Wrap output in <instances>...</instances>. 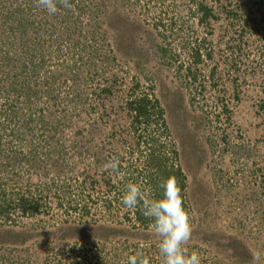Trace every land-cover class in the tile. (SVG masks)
Masks as SVG:
<instances>
[{
    "label": "rangeland",
    "instance_id": "rangeland-1",
    "mask_svg": "<svg viewBox=\"0 0 264 264\" xmlns=\"http://www.w3.org/2000/svg\"><path fill=\"white\" fill-rule=\"evenodd\" d=\"M204 1L213 12L206 24H200L198 16L189 15L191 4L187 0H71V10L61 8L55 15L36 7V0H0V30L2 14L9 9L14 14L11 27L3 32L6 39L0 45V55L16 58L7 64L0 61V109L16 98L19 117L21 105H26L23 110H35L39 105L47 112V105L54 102L84 103L88 105L84 110L89 107L92 111H88L89 116L82 111V125L93 131L85 132L83 140L72 146L75 136L69 134L70 129L65 130L60 153L45 146L46 142L25 139L19 142L23 147L21 163L13 156L18 153L13 147L18 144H11L10 151L4 141L0 179L4 176L6 183L10 181L8 187L12 190L6 200L17 202L15 195L21 189L29 202L39 204V210L27 217L15 209L5 223L0 215V228L21 231L24 239L31 237L30 242L14 249L15 254L0 247V264H73L81 260L90 249L78 229L90 235V225L114 228L112 218L129 211L117 210L115 204L109 211L103 208L106 202L121 199L125 193L126 187L119 181L127 180L126 184L135 183L143 189L142 173H149L150 185L157 187L170 176L164 172H169V167L179 170L183 177L176 181L193 229L192 238L183 246L189 255L196 252L201 264H250L255 251L264 252V33L256 36L253 27L251 33L242 30L239 21L232 18L235 12L241 17L255 16L256 25L262 29L264 11L255 13L248 0ZM19 5L27 10L24 15L17 11ZM159 22L165 27L154 25ZM171 23L176 27L173 35L183 25L209 44L212 57L195 68L200 79L196 84L208 96L212 84L209 75L213 72L218 88L226 90L227 114L218 105H189L190 87L163 65L158 47L165 45V36L166 42H171ZM19 25L23 28L19 29ZM30 31L39 32L40 42L43 40L40 48L33 45L39 39ZM239 33H243V41ZM180 41L170 46L171 54H178L186 64L187 59L179 53ZM37 48L36 55L41 56L37 58H46L51 67L37 65L30 69V64L17 60L22 53L35 54ZM49 69V73H43ZM44 75L55 78L51 95L43 87ZM101 90L109 93L97 96L95 92ZM210 91L217 95V90ZM234 94L238 100L233 99ZM128 95H132L131 99L155 95L159 103L156 107L165 113L169 135L156 141L172 147L176 155L166 157L167 167L161 172L155 173V168H143L139 163L145 154L138 155L135 136L129 132L132 116L125 105ZM16 126L12 118L8 128ZM226 132L227 138L221 139ZM109 153L123 157L118 160L122 168L118 176L104 168L114 157ZM54 161H58V174L51 173L53 168L48 166ZM16 179L21 181L20 186ZM107 181L118 182L108 193L101 189ZM72 203H86L90 213L81 216L69 208ZM132 213L128 219H134ZM122 223L125 227L135 225L134 221ZM135 229L132 237L121 235L120 244L99 243L104 264H128L129 257L140 252L150 264H161L158 239L151 228L135 225ZM241 244L247 247V261L235 252Z\"/></svg>",
    "mask_w": 264,
    "mask_h": 264
},
{
    "label": "trees",
    "instance_id": "trees-1",
    "mask_svg": "<svg viewBox=\"0 0 264 264\" xmlns=\"http://www.w3.org/2000/svg\"><path fill=\"white\" fill-rule=\"evenodd\" d=\"M214 1H218V0H214ZM187 2L191 4L189 15L195 17L198 16L199 17L198 21L200 24H206L207 20L213 16L211 7H209V5L206 4L204 0H187ZM3 4H5V1H3ZM248 5H251L252 8H255L254 11L255 13H261V11H264V0H248ZM9 10L7 11L6 15L2 14L1 16V19L3 21L1 24L2 29L0 30V36L2 38V39L0 38V45L4 44L3 41L6 39L4 35H6L5 33H7V30L11 27V23L9 22L11 20V16H13L14 14L11 13ZM17 11L21 14H23L24 11L27 12V10L23 9L20 5L17 6ZM14 13L17 14V12ZM23 15L19 17V20H21L20 23L22 25H23L22 23ZM232 15H233L232 17L233 20L239 21L237 23H240V29L250 30V28L253 27L254 29H252V31L255 32L254 33L255 35L256 34L260 35V32L264 33V27L260 29L256 25L257 22L255 20L256 18L255 16L251 17L252 18L251 19L245 16L241 17L239 16V13L236 12L235 14ZM260 20L263 21L264 19H260ZM154 25L159 27L160 26L165 27L161 22L154 23ZM232 25L234 24L232 23ZM16 26L17 25H15L14 27ZM20 27L23 28V26L19 25V29ZM168 27L170 30V36H173V38H171V42L170 41L166 42L167 37L165 36L164 38L165 41H163L165 45L158 47V50L160 52V55L163 57L162 59L165 61V63L163 62V65L166 66V68H168L170 72H173L176 76H178L179 79L183 78L184 85L186 87H190V89L187 90L188 92L187 96L189 97L187 102L190 103L189 105H218L220 111L224 114L225 113L227 114L229 110L228 107L229 104L227 102L226 90L223 88H218L220 87V85L215 83L213 72H211L209 75V79H212L211 82L212 84L211 87H209V89L217 90V95L215 92L210 90H207L208 96L204 95L205 90L201 89V87H198V85L196 84V82L199 81L200 79L198 75L199 73L195 72V68H198V66L201 65L204 61L210 60L212 57V52H211V48L209 47V44L207 45L206 41L204 40L203 41L199 40L195 32L192 31L189 27L184 28L183 25H180L178 27L179 30L174 35L173 33H175V31L173 30L176 29V27H174V24L171 23ZM256 30L259 32H256ZM4 31L5 33H3ZM30 32L34 35V38L39 39V42L37 43L35 41L33 45L38 46L40 43L41 44L43 43V40L42 42H40L41 37L39 36L40 35L39 32L37 31H30ZM243 33L239 36L241 41L244 40ZM261 38H264V36ZM178 39H181V41L179 42V46H180L179 53L181 52V55L187 59L188 62L186 64L180 60L181 56H179L176 53L171 54L172 51L170 49V46L175 44V41L176 40L178 41ZM39 48L35 50V54L22 53V56L20 58L17 57V60H22L24 63L30 64L31 66L30 69H34V67H36L37 65H43L44 67H51L50 63L47 61L46 58L45 59L37 58V57H41L39 55H36V51ZM72 55L74 56L75 53H73ZM8 60L13 62L16 60V58L15 56L14 59H12L8 57V55H0V61H3L4 63L7 64ZM72 68H75V66H72ZM79 68H81V66ZM49 72L50 69L44 71L43 73H49ZM163 73L165 72L163 71ZM59 77L60 76H57V79H59ZM44 79L45 80L43 83V87H45L47 90L46 92H48L49 95H51L53 93L54 87L52 85L55 83V78L54 76L50 77L44 75ZM20 84L21 85H19V90H21L22 86H24V80ZM13 85L16 86L17 83H14ZM215 85L217 86V88L215 87ZM26 87H28V83ZM165 90H169V89L167 88ZM31 92L32 91H30L28 94H30ZM33 92L35 93V91ZM103 92L109 93L108 90H101L95 92V94L97 96H100L101 93ZM35 94L37 95V93ZM131 96L132 95H128L127 100L125 101V105L127 106L126 109L132 116L131 125L129 126V132L135 136L136 151H138L137 152L138 155L145 154L144 157H140V159H142L143 161L139 163L142 164L143 168L144 167L149 168L150 166L152 168H155L154 170L155 173L157 171L161 172V170H165L167 167L168 162L166 157L169 154L173 155V157L176 155V152H174L172 147L170 146L167 147L164 143H158L156 141L157 139L161 140V138L165 139L169 135L165 113L162 111V109L156 107V105L159 104L157 100V96L155 95L154 96L144 95L139 97L136 96L134 99H131L132 98ZM180 99L182 102H185L183 97H180ZM233 99L238 100V95L234 94ZM18 100L19 99L17 98L14 99L13 101H11V104L9 105H7L6 103L0 109V113H1L0 120H2L3 122L0 125V150L1 147H4V141H6L5 144H7L8 147H10L11 144L13 143L18 144V147H13L17 149L18 152V153H14L13 156L16 157V160H19V163H21L20 152H22L23 149V147H21V144L19 145V142L24 141L25 139L35 141L38 144L40 142H46L45 146H49L51 150L60 153L62 152L61 149H63V145H61V143L63 144V142L65 141V138L63 137L64 135L63 133L65 132V130L70 129L68 131L69 134L72 135L73 133V135L75 136L74 139L72 140L74 143L71 144L72 146L79 144L83 140L82 136L85 132L93 133L92 130L87 129L82 125V121H83L82 111L85 112L92 111V109H90L89 107H87V110L86 109L84 110V106H88V105H84V103L83 105L79 103H77L76 105H62L60 104V102H54L53 104L55 105H47L50 106L47 112L44 111L41 107H39V105L35 110H29L27 107L25 108H27L28 110H23V107L26 105H21L22 116L19 117L20 114H18L15 110V108H19L18 106H16L19 105L16 104L17 102H19ZM170 102L172 103L173 101L171 100ZM218 102L220 105L218 104ZM89 106H91V108H94L92 105ZM89 113L90 112H88V116ZM12 118H15V125L17 124V126L15 128H8L9 124H11ZM38 135H40V137ZM43 135H45V137ZM227 136L228 133L226 132L224 133V136L221 137V139L225 140ZM149 138L151 140H149ZM148 141H150L153 146H151L148 143ZM8 150L12 151V148L10 147L8 148ZM2 154L3 151H0V156ZM109 156L111 158L112 156H114L118 160L123 159V157L118 155V153H109ZM33 158L36 159L37 161V157L33 156ZM9 162H10V158H9ZM57 165H58V161L50 162L48 164V166H52L53 168L51 173L54 172L56 174L59 173V168L56 167ZM136 168L140 170L142 169L139 166ZM169 169H170L169 172L166 170L164 172L168 175L170 174V176H174L178 180H182L183 177L181 178L182 175L180 174L179 170H174L172 167H169ZM119 170L120 172L122 170L120 165H119ZM139 175L141 174L139 173ZM142 175H144L143 181L145 185L142 190L145 193L149 194V196L152 195V197L150 198H153L155 194H157L156 198H158L160 195V190L158 187L159 185L157 187H153L150 185V181H152V176L151 175L149 176V173L147 174L142 173ZM114 176H118V174ZM6 181L7 180L4 178V176L0 179V202H1L0 215L4 220L3 222L5 223L6 221L10 220L9 212L11 211L14 212L15 209H18L21 215L27 217L33 216L34 214L38 213L39 204L35 205L31 201L29 202V200L25 196H23L21 189H19L20 193H17L15 195L19 199L17 202L14 203V201L12 200L7 201L6 200L7 193L11 195L12 190L9 189L8 187L9 185L11 186V182L9 181V183H6ZM16 182H17V186L21 185V181L16 179ZM119 183L123 188L127 186L126 184L127 180H121L119 181ZM79 184H81V182ZM117 184L118 182L112 184L109 181H107L105 182L106 187L101 189L105 190V192L108 193L110 192L111 189L113 188L115 189ZM113 204H115L114 208H116L117 210L125 209V207L121 203V199L115 201H108L105 203V205H103V208L106 211H109L111 210ZM69 208H71L74 211H78L81 216L82 215L86 216L90 213L89 207L87 206L86 203L82 204L81 206H79V204L77 203H72L70 204ZM132 210L134 211V213L132 214L135 215L134 219L132 220L128 219L129 212H133L131 211V209H129V211H124L122 214L119 213L115 215L112 218V222L114 223V225H116L114 228H108L98 223L95 225H90L88 226V230H90V235L85 234L83 232V229H78V231L82 230V233H78V234H80L81 238L87 239L85 246H88L86 248L90 250L85 251L83 257L81 256L82 259L75 261V263L73 264H104V261L102 260L103 258H101L100 256V254H103V249L100 248V244H99L101 243V241L105 245L113 242L120 244V242H122L121 235L129 238V236L132 237L133 231H137L135 229V225L137 227H142V228L150 225L151 221L143 215V210L141 207H137ZM123 220L124 222L127 223L134 221L135 225L132 227H125L122 225L124 224L122 223ZM22 234L23 233L21 231H16L15 229L3 230L1 227L0 247H5V249H8L7 250L8 253L15 254L14 249L16 250L18 248L17 247L18 245L24 242L26 243L30 242L31 240V237L29 236L27 237V235H26L27 237L26 239L22 238ZM246 248H247L246 246L241 244L239 247H236V251H235L236 253H238L240 259L243 261L245 258L247 261L248 251ZM94 251L97 252L98 254L95 255ZM90 252H93L94 255L93 256L89 255ZM14 264H17V262H15ZM23 264H30V262H23ZM262 264H264V261L262 262Z\"/></svg>",
    "mask_w": 264,
    "mask_h": 264
},
{
    "label": "clouds",
    "instance_id": "clouds-1",
    "mask_svg": "<svg viewBox=\"0 0 264 264\" xmlns=\"http://www.w3.org/2000/svg\"><path fill=\"white\" fill-rule=\"evenodd\" d=\"M72 6L71 0H36V7L45 10L49 15H55L61 8L71 10ZM104 168L111 170L113 175L120 174L116 157L106 163ZM158 187L159 197L150 198L139 185L130 182L121 203L128 209L141 207L143 215L151 221L149 227L158 239L161 264H201L200 256L196 252L189 255L183 247L192 238L193 229L176 178L166 177ZM262 257L264 252L255 251L250 264H262ZM128 264H149V260L140 252L130 256Z\"/></svg>",
    "mask_w": 264,
    "mask_h": 264
}]
</instances>
